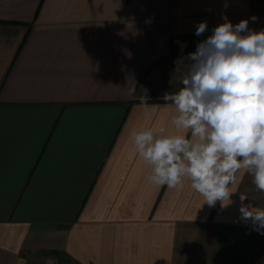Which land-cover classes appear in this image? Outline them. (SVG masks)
Returning <instances> with one entry per match:
<instances>
[{"label":"crops","instance_id":"obj_1","mask_svg":"<svg viewBox=\"0 0 264 264\" xmlns=\"http://www.w3.org/2000/svg\"><path fill=\"white\" fill-rule=\"evenodd\" d=\"M225 18L260 31L264 0H0V264H67L53 251L79 264H264V234L240 219V197L264 209L251 175L209 207L188 181L148 183L129 139L174 131L170 102L147 100L160 107L144 114L141 79L173 38L203 41Z\"/></svg>","mask_w":264,"mask_h":264},{"label":"clouds","instance_id":"obj_2","mask_svg":"<svg viewBox=\"0 0 264 264\" xmlns=\"http://www.w3.org/2000/svg\"><path fill=\"white\" fill-rule=\"evenodd\" d=\"M248 23L234 26L225 18L188 54L183 87L162 97L174 108V131L163 125L130 130L136 154L150 168L148 183L183 189L188 181L204 204L224 208L243 170L264 192V29L251 30ZM206 29L207 21L200 22L195 34ZM147 99L141 98V107L151 118L160 105ZM245 199L240 197V219L264 234V209Z\"/></svg>","mask_w":264,"mask_h":264},{"label":"rangeland","instance_id":"obj_3","mask_svg":"<svg viewBox=\"0 0 264 264\" xmlns=\"http://www.w3.org/2000/svg\"><path fill=\"white\" fill-rule=\"evenodd\" d=\"M199 42L201 41L193 37L179 39L171 55L160 58L157 63L152 64L153 66L151 65L152 67L141 79V88L139 89L141 98L147 97V100H160L165 93L178 92L180 89L177 88L183 86L182 80L188 72V64L191 63L186 58L189 53L196 51V45ZM54 254L60 256L59 259L67 264H79L62 252Z\"/></svg>","mask_w":264,"mask_h":264},{"label":"trees","instance_id":"obj_4","mask_svg":"<svg viewBox=\"0 0 264 264\" xmlns=\"http://www.w3.org/2000/svg\"><path fill=\"white\" fill-rule=\"evenodd\" d=\"M177 39H178V38H173V39L171 40V45H172V49H173V50H174V47H175V45H176ZM173 50H172V52H173ZM158 61H159V60H157L156 62H154L153 65H154L155 63H157ZM153 65H152V66H153ZM152 66H151V67H152ZM138 100H140V99H137V101H138ZM154 100H155V99H154ZM154 100H152V101H154ZM160 100H163V99H160ZM53 253L60 254V252H58V251H53ZM59 257H60V256H59Z\"/></svg>","mask_w":264,"mask_h":264}]
</instances>
